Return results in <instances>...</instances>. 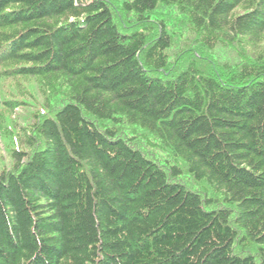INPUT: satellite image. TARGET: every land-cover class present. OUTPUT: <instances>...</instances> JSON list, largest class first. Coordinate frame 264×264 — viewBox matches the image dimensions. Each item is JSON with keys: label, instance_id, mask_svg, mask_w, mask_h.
Segmentation results:
<instances>
[{"label": "trees", "instance_id": "16d2710c", "mask_svg": "<svg viewBox=\"0 0 264 264\" xmlns=\"http://www.w3.org/2000/svg\"><path fill=\"white\" fill-rule=\"evenodd\" d=\"M263 34L264 0H0V110L43 96L0 264H264Z\"/></svg>", "mask_w": 264, "mask_h": 264}, {"label": "rangeland", "instance_id": "374dc122", "mask_svg": "<svg viewBox=\"0 0 264 264\" xmlns=\"http://www.w3.org/2000/svg\"><path fill=\"white\" fill-rule=\"evenodd\" d=\"M243 9L240 6L236 9V13L242 12ZM248 52L251 55H257L264 52V34L256 42V44L248 48ZM5 84L6 90H10L14 95L12 96L15 99L25 101L24 104H21L14 109H5L0 110V119L5 118L6 123L0 124V171L8 169L11 166V159L9 157V149L12 147L10 140H6L4 135H6L7 129L12 128L13 123L18 124L16 132H22L23 128L27 123L31 121V114L35 110L36 106L42 101L43 96L39 91L38 81H28L26 78L19 77L18 80L6 79L3 81ZM34 86V87H33ZM33 87V88H31ZM22 128V131H21ZM13 133V132H12ZM15 145V144H14ZM16 146V145H15Z\"/></svg>", "mask_w": 264, "mask_h": 264}]
</instances>
